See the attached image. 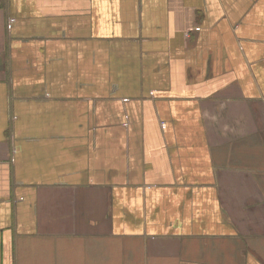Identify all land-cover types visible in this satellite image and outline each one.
I'll return each mask as SVG.
<instances>
[{
  "label": "crops",
  "instance_id": "1",
  "mask_svg": "<svg viewBox=\"0 0 264 264\" xmlns=\"http://www.w3.org/2000/svg\"><path fill=\"white\" fill-rule=\"evenodd\" d=\"M0 264H264V0H0Z\"/></svg>",
  "mask_w": 264,
  "mask_h": 264
},
{
  "label": "built area",
  "instance_id": "2",
  "mask_svg": "<svg viewBox=\"0 0 264 264\" xmlns=\"http://www.w3.org/2000/svg\"><path fill=\"white\" fill-rule=\"evenodd\" d=\"M13 19H11L10 21H12Z\"/></svg>",
  "mask_w": 264,
  "mask_h": 264
}]
</instances>
